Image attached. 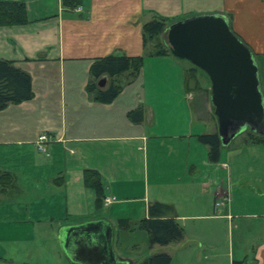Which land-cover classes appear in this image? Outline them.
Listing matches in <instances>:
<instances>
[{
  "label": "crops",
  "instance_id": "obj_1",
  "mask_svg": "<svg viewBox=\"0 0 264 264\" xmlns=\"http://www.w3.org/2000/svg\"><path fill=\"white\" fill-rule=\"evenodd\" d=\"M0 1L25 8V24L0 26V61L27 73L32 90L30 100L0 111V175L9 179L4 192L0 187V264H50V247L60 249L62 228L104 220L113 230L103 210L111 213L120 205L142 218L139 227L156 202L171 206L181 222L183 238L174 243L183 264H223L224 257V264H264V145L234 138L210 162L208 147L197 137L212 132L194 131L186 68L171 55L149 57L142 36L153 19L170 23L221 14L261 60L264 0H76V6L63 0ZM109 56L143 57L144 65L134 77L103 76L99 87L103 77L94 79L90 68ZM117 83L121 92L111 103L96 100ZM261 92L264 98L263 87ZM134 110L142 111L141 123L129 120ZM179 124L183 133L174 132ZM40 136L47 138L44 151L36 146ZM249 154L258 160L249 164ZM86 170L99 175L111 200L107 207L96 208V194L84 184ZM187 221L202 224H192L191 241L182 245ZM224 230L227 246L217 237ZM40 246L43 252L31 261L20 252ZM169 246L155 254L169 255L171 264ZM112 248L117 254L113 237Z\"/></svg>",
  "mask_w": 264,
  "mask_h": 264
},
{
  "label": "water",
  "instance_id": "obj_2",
  "mask_svg": "<svg viewBox=\"0 0 264 264\" xmlns=\"http://www.w3.org/2000/svg\"><path fill=\"white\" fill-rule=\"evenodd\" d=\"M166 40L172 57L191 63L208 77L221 146L247 129L264 135L258 66L224 15H198L177 21L166 30ZM105 80L101 79L99 87ZM58 241L70 264H117L107 221L62 228Z\"/></svg>",
  "mask_w": 264,
  "mask_h": 264
},
{
  "label": "trees",
  "instance_id": "obj_3",
  "mask_svg": "<svg viewBox=\"0 0 264 264\" xmlns=\"http://www.w3.org/2000/svg\"><path fill=\"white\" fill-rule=\"evenodd\" d=\"M65 6H76V0H63ZM26 23V12L22 3L0 1V26H11ZM166 23L163 19H153L143 26V45H154L153 50H149V57H163L171 55L166 44L164 49L159 36L166 31ZM144 65L143 57H105L96 60L90 68V73L94 79L103 76L110 78L117 77L123 73L135 76L141 71ZM191 73V72H190ZM193 73V72H192ZM187 74V73H186ZM193 76L194 80L195 77ZM188 79V78H187ZM189 86L185 78V90L195 91L199 86ZM93 86L88 87L89 92H93ZM121 92V87L111 84L105 91L97 93L96 100L99 103H111ZM32 98L31 80L27 73L20 70L14 64L0 61V111L9 104H19ZM128 118L133 123H141L142 111L134 110L128 113ZM253 135V134H252ZM251 144H263L261 135L249 136ZM199 143L208 147V160L217 162L220 155L221 143L217 133L202 134L198 137ZM248 141V140H247ZM249 142V141H248ZM6 175H0V187L5 191ZM9 178V177H8ZM84 184L92 189L96 194L95 206L102 209L104 200V190L99 175L90 170L84 172ZM1 190V191H2ZM139 228L146 232L150 246H167L178 242L183 238V230L174 219V210L171 206L162 203H152L147 207V218L139 222ZM170 256L164 253L150 256L142 264H169Z\"/></svg>",
  "mask_w": 264,
  "mask_h": 264
},
{
  "label": "rangeland",
  "instance_id": "obj_4",
  "mask_svg": "<svg viewBox=\"0 0 264 264\" xmlns=\"http://www.w3.org/2000/svg\"><path fill=\"white\" fill-rule=\"evenodd\" d=\"M200 12V11H198ZM195 14V12H194ZM204 15H208V14H204ZM194 15L188 16L186 18L189 17H193ZM186 18H182L181 20H184ZM159 19V18H158ZM180 21V20H177ZM176 21V22H177ZM166 23V28L168 29V27L175 23V22H168L165 20ZM166 29V30H167ZM158 42L161 41V43L163 44L164 49L166 50L165 46L167 44V40H166V31L161 34L159 36V39H157ZM154 49V45L150 44L148 45V50H153ZM253 55V54H252ZM174 58V57H173ZM176 59V58H175ZM255 59V57H254ZM178 60V62H180L181 67L186 68V73L185 74V78L188 82L189 86H195V80L197 81L196 84H198L197 86H199L198 90L193 91L192 94V99H191V107L193 109V113L195 114V118L197 120V124L195 126L194 131L199 132V131H203L205 130H211L212 133H217V121L216 118L213 114V108L211 106L210 103V81L208 79V77L199 69H197L196 67H194L191 63L185 61V60ZM256 64L258 66V75H259V84H260V88L263 87V91H264V59L261 60H256ZM191 72V73H190ZM193 72V73H192ZM194 75L195 80L193 78V76L190 75ZM134 77V76H132ZM188 78V79H187ZM185 80V79H184ZM149 81V79H148ZM118 85V83H117ZM180 93L178 98L180 99L181 103L183 102V100L186 98L184 91L182 90V87L180 88ZM148 98H150L148 96ZM175 98V96H174ZM182 112V108H180L179 112ZM178 115L180 116V113H178ZM1 118V115H0ZM161 126V125H160ZM0 127H1V123H0ZM175 129V128H174ZM1 130V129H0ZM183 129L181 127V124H179V127L174 131L176 132H182ZM248 129L245 130L243 133L239 134V137H236V140L239 141L240 139H244V140H248L249 142L251 141L249 138V136H255V138L257 137V133L254 132V134H250ZM6 133V132H5ZM183 133V132H182ZM195 133V132H194ZM3 133L0 132V139H2L3 137ZM262 140H264V135H261ZM235 140V141H236ZM170 142V141H168ZM232 145L234 144V140L232 141ZM170 143H174V142H170ZM176 144V143H175ZM166 145V144H165ZM204 147V146H203ZM43 148V147H42ZM38 149V148H37ZM39 150V149H38ZM39 151H44L43 150H39ZM258 156H253V154H249L247 160L248 163H254V161L258 160ZM124 205H120L118 207L111 210V213H108L107 210H103V214L109 215L108 218L110 220L111 225L113 226V230H112V237H113V241L115 244V250L118 254L115 253L116 258L118 259V264H129V262H131V264H141L144 259H148L150 256L154 255L155 253H158L160 248L164 247V246H150L148 243V237L146 232H144L143 230H141L138 227V221L140 219H142L140 216L137 215V217H135V214L133 211L128 210V206L125 205L124 207L126 209L123 208ZM140 206L139 204L133 205V207L135 209H138L137 207ZM122 209V210H121ZM140 210V209H139ZM111 214V215H110ZM206 223V221H203ZM181 224V222H180ZM179 224V225H180ZM187 237L184 239L183 244H187L190 240L191 235H190V230L193 229V225L192 224H202L201 222L198 223H194L193 221H187ZM181 226V225H180ZM112 228V227H111ZM238 233L234 232L233 234V244L236 247L237 245V238H238ZM218 242L223 245L225 244V246H227V244L229 243V233L227 231L224 230V232H222L221 235H218ZM182 241V240H181ZM179 241V242H181ZM47 242V241H46ZM42 246V245H41ZM40 246V248H37V250H24V251H20L21 254H23L24 256H26L27 261H31L33 259V257H35V254H39L43 252V249H41L42 247ZM39 247V245L37 246ZM47 248V246H45ZM170 255L172 256V262L171 264H183V258L182 256V251H180V245L177 246V244L172 243L170 244ZM51 250V259L52 262L50 261V264H70L69 261L64 260V254L62 253V251H60L61 249H59L57 247V245L55 247L51 246L50 247ZM236 252L234 253V256L236 257ZM226 257L222 258V262L223 264L225 263ZM2 262V261H0ZM190 264H193V262H189ZM6 264V263H3Z\"/></svg>",
  "mask_w": 264,
  "mask_h": 264
},
{
  "label": "built area",
  "instance_id": "obj_5",
  "mask_svg": "<svg viewBox=\"0 0 264 264\" xmlns=\"http://www.w3.org/2000/svg\"><path fill=\"white\" fill-rule=\"evenodd\" d=\"M47 140V138H46V136H40L39 138H38V140L36 141V146H37V148L39 149V150H43V144H44V142ZM113 200V199H112ZM111 203V200L110 199H108V198H105L104 200H103V205L105 206V207H107L109 204Z\"/></svg>",
  "mask_w": 264,
  "mask_h": 264
}]
</instances>
